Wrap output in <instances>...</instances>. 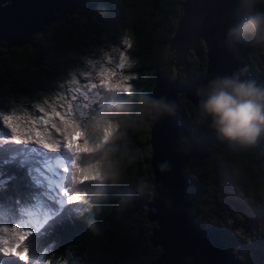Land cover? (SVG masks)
<instances>
[{
  "label": "trees",
  "instance_id": "obj_1",
  "mask_svg": "<svg viewBox=\"0 0 264 264\" xmlns=\"http://www.w3.org/2000/svg\"><path fill=\"white\" fill-rule=\"evenodd\" d=\"M183 1L86 0L74 14L48 25L31 43L10 48L0 46V121L3 115H12L11 123L22 134L21 139L31 127L46 142L54 141L52 132L66 142L72 124H65L70 119L65 113L78 108L87 114L92 106L100 105L107 92L127 96L128 93L115 90L118 85H130L132 95L139 92L149 94L159 76H169L181 83L204 78L208 62L206 46L199 55L191 50L187 64L181 69L176 66L175 51L169 49L183 18ZM255 8L264 11V0H256ZM125 40L131 44L130 48L124 47ZM246 48L245 67L257 84H264V48L251 38ZM125 56L127 60L123 59ZM121 62L125 63L124 68L120 67ZM180 101L184 125L182 149L188 151L193 143L211 144V158L204 161L193 159L185 169L188 180L185 193L192 214L198 220L194 212L197 205L208 208L213 202L219 207L229 197L241 196L244 192L245 197L233 201L239 209L238 214H234L236 221H229L228 214L218 225L198 223L219 232L227 242L229 252L236 256L240 264H264V233L249 239L252 233L264 232V162L255 165L258 158L255 151H233L217 145L213 142L217 135L208 126L204 128L200 125L199 132L191 135L188 127L193 118L197 120V106L183 95H180ZM86 103L90 106L88 109L84 108ZM186 108H189L192 117ZM37 109L43 110L41 117L33 114ZM53 110L60 115L55 116ZM44 120L48 121L51 131L49 127L39 128ZM89 122L83 125L87 129L83 138L80 135L73 137L76 143L82 145L83 139L90 137ZM150 122L146 118L144 122L127 129L123 146L131 153H142L143 159L126 166L115 182L84 181L83 174L86 173L81 170L80 162L89 159L94 163L93 151L76 154L75 144L72 150L65 147V151L76 155L70 191L75 194L82 183L91 185L87 191L79 192H83L79 195L85 197L78 200V206L83 209L81 212L75 210L76 204L58 206L50 215L42 210L44 199L50 198L49 192L55 194V188L49 186L50 179L55 178L54 174L43 162L48 150L40 149L41 155L31 157V163L25 166L19 162L0 165V180L8 181L0 185V249L15 245L17 250L23 251L30 241L35 240L29 251L23 253L25 260L0 251V264H13L14 261L15 264H106L111 258L114 260L121 246H127L125 233L133 228L139 212L152 200L154 174ZM75 123L79 124V121ZM123 123L120 122L121 127ZM7 155H0V159ZM215 163L222 168L217 186L213 172ZM98 166L87 168V171L90 169L94 173ZM196 168L197 171L194 170ZM34 177L39 178V183ZM230 181L239 189L228 196L229 192L223 184ZM140 182L148 186L143 194L137 192ZM206 185L211 190L209 194ZM206 189L207 194L201 195ZM127 196L131 197L130 202L118 210L120 199ZM24 210H34L43 218L47 216L45 226L38 231L32 224L26 226ZM248 215L255 219L256 224L247 233L241 225ZM90 223H94V229L89 227ZM139 231L147 234L144 228ZM240 244L245 250L243 255L235 249ZM114 261L112 264H115Z\"/></svg>",
  "mask_w": 264,
  "mask_h": 264
},
{
  "label": "water",
  "instance_id": "obj_2",
  "mask_svg": "<svg viewBox=\"0 0 264 264\" xmlns=\"http://www.w3.org/2000/svg\"><path fill=\"white\" fill-rule=\"evenodd\" d=\"M86 0H0V46L15 47L31 43L37 34L61 20L74 14ZM183 18L180 20L170 48L175 51L177 64L188 62L191 50L197 55L207 47L208 62L204 78L181 83L169 76H159L149 95L165 96L176 103V115L165 116L157 122H150V145L152 148V167L154 186L152 201L148 204L147 216L159 226L153 228L151 243L162 252L151 264H240L229 252L227 242L215 230L204 228L192 214L187 201L185 188L188 180L185 169L193 159L204 161L211 158L210 143H193L188 151L182 149L181 134L184 125L180 115V95L197 106L198 88H203L217 76L230 75L243 70V79L253 80L248 73L244 59L246 45L235 49L225 44L227 29L238 21V0H184ZM217 145L230 149L220 139L213 140ZM258 155L257 166L264 162V138L255 146L247 148ZM171 165V171L159 172L157 165L162 162ZM221 166H213L215 185L220 180ZM255 219L246 216L242 228L247 232Z\"/></svg>",
  "mask_w": 264,
  "mask_h": 264
},
{
  "label": "clouds",
  "instance_id": "obj_3",
  "mask_svg": "<svg viewBox=\"0 0 264 264\" xmlns=\"http://www.w3.org/2000/svg\"><path fill=\"white\" fill-rule=\"evenodd\" d=\"M255 4L256 0H238L237 13L240 18L227 29L224 38L229 48L235 49L249 38L264 48V11L257 10ZM242 75L243 70L217 76L203 88H198L196 95L200 99L195 114L197 122L207 124L218 139L231 148L241 150L255 146L264 138V84L243 79ZM175 115L176 103L165 96L157 98L145 92L127 96L105 93L88 125V133L94 141L95 162L90 163L92 167L100 166L101 178L98 180L115 182L120 179L126 166L143 159L142 153H131L123 146L127 129L144 122L146 118L157 122L165 116ZM121 121L124 122L123 127L120 126ZM106 127L111 128L107 136L103 131ZM157 169L161 173L171 171V165L165 161L157 165ZM147 187L140 182L137 192L143 194ZM130 200V196L122 197L118 210L126 207ZM238 211L235 205L232 213L226 210V214H230L229 221H236L234 214H238ZM89 227L94 229V223H90Z\"/></svg>",
  "mask_w": 264,
  "mask_h": 264
},
{
  "label": "snow or ice",
  "instance_id": "obj_4",
  "mask_svg": "<svg viewBox=\"0 0 264 264\" xmlns=\"http://www.w3.org/2000/svg\"><path fill=\"white\" fill-rule=\"evenodd\" d=\"M124 47L130 48L131 44L125 40ZM123 59L127 60V57L125 56ZM125 66L126 65L124 62L120 63L121 68H124ZM127 66L131 67V64H128ZM128 78L129 77H125V79ZM115 90L130 94L131 86L118 85L116 86ZM99 106H92L91 110L87 114H85L84 111L78 110V108H73L69 113H65V115L70 117L69 120L65 121V124H72L66 142L56 132H52V135L55 138L54 141L52 143L46 142L44 139L40 138L39 132H33L31 127L28 129V132L24 134L25 138L21 139L22 134L18 132L16 125L11 123V121L13 120L12 115H3L2 121H0V155H3L5 153L8 154L5 158L0 159V165H8L19 162L21 166H25L31 163V157H33L34 155H41L40 149L48 150V152L44 154L46 159L43 162L45 164H50L54 161L59 166L60 164L58 163V161L60 159L64 157L69 158V162L65 166H63V169L62 171H60L59 176L54 178V182L59 184V187L55 188V194L49 192L50 198L44 199L42 210L46 211L48 215H50L55 209H57L59 205L65 204V201L66 204H76L77 206H74L75 210L79 212L83 210L78 206V200H83L85 197L80 196L79 192L87 191L91 187V185L82 183L75 194L70 191L69 184H71L72 182L70 173L76 166V155L71 154L70 151H65V147L68 150H72L75 144L76 154L93 151L94 141H92V147L89 148V143L92 140L91 137H89L88 139H83L82 145L76 143V141L73 140V137L76 135H80L82 138L84 137L87 129L83 128V125L91 121L92 117L97 113ZM28 107L31 110L32 106L29 105ZM89 107L90 106L87 103L84 105L85 109H88ZM33 114L37 117H41L43 114V110L37 109ZM53 114L55 116L60 115V113L55 110H53ZM61 118L63 119V117ZM76 121H79V124L75 123ZM44 127H49V131H51V127L48 125L47 120H44L43 123L39 124V128L41 130ZM103 131L107 136L110 134L111 128L106 127ZM16 145H23L24 147L18 148L15 147ZM37 146H39V148ZM99 167L100 166L95 169L93 175H85L83 177V180L87 181L100 179L101 174ZM30 171L34 172L35 169H30ZM34 179H37L39 183L38 177H34ZM64 180H67L68 183H64ZM7 182V180H0V185L6 184ZM46 187L47 186L44 185L45 190ZM5 231H7V229H5ZM21 239H23V237H21ZM34 243L35 240L30 241L28 245L23 248V251L17 250V246L15 245L9 246L5 249H0V251H3L7 256L18 258V260H25L26 257L23 253H27L29 251V248L32 247ZM13 264H15V261L13 262Z\"/></svg>",
  "mask_w": 264,
  "mask_h": 264
},
{
  "label": "rangeland",
  "instance_id": "obj_5",
  "mask_svg": "<svg viewBox=\"0 0 264 264\" xmlns=\"http://www.w3.org/2000/svg\"><path fill=\"white\" fill-rule=\"evenodd\" d=\"M182 67L183 66L180 65L179 69H181ZM186 110L188 112V115L190 116L191 112H190L189 108L188 109L186 108ZM190 117H192V115ZM200 125H202V127H204V128H206V126H207V124L198 123L197 120H194V118H193V120H191V125H189V127H188V128H190L191 135H193L196 131L199 132L198 127H200ZM91 147L92 146H90L89 148H91ZM88 160H85V161L82 160V162H80V166H82L81 170H83L87 174V176H91L94 173H91L92 171L90 169H89V172L87 171V168H92L91 164H89L90 161H88ZM68 162H69V158L60 159L58 161V163L60 164L59 166L55 162H53L52 164L47 165V169L50 170V172H52L54 174V177H56V175H59L60 171H62L63 166H65ZM88 166H90V167H88ZM53 169H55L57 171H53ZM194 170L197 171L198 168H196ZM86 174H83V177ZM70 175H71V177H73V175L71 173H70ZM194 179L196 180V182L198 181V179H196V177ZM226 179H228V178L226 177ZM229 179H230V177H229ZM64 181H67V180H64ZM71 184H73V183L71 182ZM49 186L52 188H56V187H59V184L55 183L54 178H52V179H50V185ZM223 186L226 187L227 191L229 192L228 196L233 191H235L236 189H239L234 184V182H232V181L225 182L223 184ZM82 193L83 192H81L79 194L82 195ZM152 194H153V192H152ZM238 197H242V198L245 197V193L241 192V196H240V194H237L236 196L229 197L224 203H222L221 205H218L219 207L214 205L213 202L209 203L208 208H205V207L201 208L199 205H197V207L194 209V212L198 215V220L201 221L202 223H204L206 226L216 225V223L223 222L224 216L228 217V214H226V212H225L226 210H229L231 213L233 212V207L235 205V203H233V201L234 200L236 201V199ZM65 205H67L66 201H65V204H61L59 206L64 207ZM215 206H216V210H215ZM225 206H227V207H225ZM24 213H25V216H24L23 220H24V224L26 226L32 224L33 225L32 227H34L37 231L45 226V224L47 222V216H45V218H43L40 214H36L34 212V210H24ZM147 213H148V206H146L144 209H142L139 212V214L137 215V218L135 219L133 228L125 233L126 245L129 246V251H128L127 246L126 247L124 245L121 246V249L119 250L120 252H118V255H115V259H114L115 261L112 260V258H111L110 262L108 261V262H106V264H112L113 261L115 264H146V262L149 260H155V259L157 260L158 259L162 250L160 247H155L151 243L149 235H151L153 228L159 226V224L156 221H153V222L150 221L149 218L147 217ZM262 222H264V221H262ZM140 227L142 229L144 228L147 234L140 233V231H139L141 229ZM232 230L234 231V229H232ZM27 233H30V231H27ZM234 233L238 234L235 231H234ZM262 233H264V232H262ZM249 239L252 240V237ZM242 247L243 246H241V245L236 246L238 253L240 252L239 250ZM122 253L124 254V256H122ZM99 264H102V263L100 262Z\"/></svg>",
  "mask_w": 264,
  "mask_h": 264
},
{
  "label": "built area",
  "instance_id": "obj_6",
  "mask_svg": "<svg viewBox=\"0 0 264 264\" xmlns=\"http://www.w3.org/2000/svg\"><path fill=\"white\" fill-rule=\"evenodd\" d=\"M196 207H197V206H196ZM200 207H201V206H200ZM201 208H203V207H201ZM195 214H196V213H195ZM197 216H198V215H197ZM196 221L198 222L199 220L196 219ZM261 233H262V232H259V231L256 232V233H252V235H253V236H252V239H253L254 237H256V238H257V237H260V236H261ZM254 234H255V235H254ZM239 251H240V252L238 253V252H237V248H236V252H237L239 255H240V253H241V255H243V253H244L245 250H244V248L242 247Z\"/></svg>",
  "mask_w": 264,
  "mask_h": 264
},
{
  "label": "flooded vegetation",
  "instance_id": "obj_7",
  "mask_svg": "<svg viewBox=\"0 0 264 264\" xmlns=\"http://www.w3.org/2000/svg\"><path fill=\"white\" fill-rule=\"evenodd\" d=\"M254 57L256 58V56H254ZM256 59H257V58H256ZM257 60H258V59H257ZM263 63H264V60H263ZM263 68H264V67H263ZM193 179H194V178H193ZM194 180H195V179H194ZM195 181H196V180H195ZM206 188H208V186H207V185H206ZM206 190H207V189H206ZM206 190L203 192L204 194L202 193L201 195H205V194H207L208 190H209L208 194H209V193H210V191H211L209 188H208V190H207V191H206ZM197 199H198V198H197Z\"/></svg>",
  "mask_w": 264,
  "mask_h": 264
},
{
  "label": "bare ground",
  "instance_id": "obj_8",
  "mask_svg": "<svg viewBox=\"0 0 264 264\" xmlns=\"http://www.w3.org/2000/svg\"><path fill=\"white\" fill-rule=\"evenodd\" d=\"M225 207H227V206H225ZM229 209V208H228ZM248 233V232H247ZM248 235V234H247Z\"/></svg>",
  "mask_w": 264,
  "mask_h": 264
}]
</instances>
